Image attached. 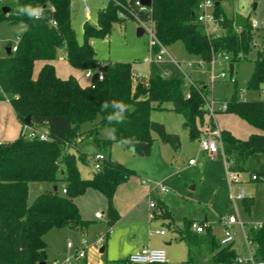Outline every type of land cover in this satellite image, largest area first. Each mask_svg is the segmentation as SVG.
Returning a JSON list of instances; mask_svg holds the SVG:
<instances>
[{"label":"trees","instance_id":"obj_1","mask_svg":"<svg viewBox=\"0 0 264 264\" xmlns=\"http://www.w3.org/2000/svg\"><path fill=\"white\" fill-rule=\"evenodd\" d=\"M136 1L109 0L99 10L98 24H84V40L80 43L72 24L71 0H0V23L27 26V31L17 37L16 50L12 51L14 44L9 41L7 47L11 53L0 56V100L10 102L22 125L18 137L0 140V264H46L48 246L44 236L50 230L67 228L86 232L95 221L83 218L75 199L88 189L105 195V222L109 226L120 218L114 204L116 191L136 172L106 152L111 140L100 137L103 127L142 157L153 142L151 131L179 151L180 135L169 132L163 123L150 117L153 108L162 109L164 102H171L173 109L184 117L183 125L191 137L201 135L207 113L205 100L213 92L211 82L194 80V84L187 86L185 77L156 73L135 83L132 64L101 62L92 38H104L115 22L135 18L152 22L159 40L173 49L181 44L187 57L211 62L219 53L229 54L234 69L236 63L249 59L255 30L252 20L227 16L223 0H217L220 3L215 6L217 24L225 29L221 34L208 32L198 21L200 0H152L146 10H141ZM24 5L41 7L43 16L34 19L18 15L17 9ZM61 48L66 50V59L73 68L96 69L103 63V79H98L95 73L89 84L82 85L73 74L60 77L53 62ZM157 50L156 47L153 52ZM37 60H43L44 65L36 76ZM263 83L264 47L257 51L248 87L259 89ZM106 101H122L129 106L122 121L107 119L114 109L109 106L102 110ZM226 102L225 112L239 115L257 129L248 138H238L230 130H222L227 170L248 172L251 178L256 176L252 180L264 181V97L242 100L236 90ZM26 125L44 127L49 138H27L23 134ZM87 138H93L106 155L101 170L92 178H84L78 167L79 162L89 161L78 147ZM251 164L255 167L249 171ZM31 182H49L53 189L29 202ZM59 184L67 189L66 193L59 192ZM55 185L58 191L54 190ZM241 200L244 209L250 211L254 197L244 196ZM158 217L169 219L168 225L173 226L178 240L185 243L188 263L200 264L205 259L215 264L236 262L240 253L234 242L221 244L206 218L198 221L205 225L199 233L192 229L194 220H186L183 227L175 225L164 202H159ZM247 234L255 249V260L264 262V222L261 227L247 228Z\"/></svg>","mask_w":264,"mask_h":264},{"label":"rangeland","instance_id":"obj_2","mask_svg":"<svg viewBox=\"0 0 264 264\" xmlns=\"http://www.w3.org/2000/svg\"><path fill=\"white\" fill-rule=\"evenodd\" d=\"M108 1L71 0L72 24L76 30L78 42L81 43L84 40V24L86 22L98 24L99 10L106 7ZM255 3L256 7L254 8ZM86 6L89 7L88 11ZM222 6L229 17L235 15L245 16L260 22V26L254 30L253 49L249 54V59L236 63L232 75L229 71L230 63L223 62L220 64L216 59V61L200 64L199 59L185 55L181 44L175 49L169 47V50L179 60H184V58L193 59L192 66L186 68L193 80L212 83V96L215 99L216 107L213 116L215 124L220 129L231 130L238 138H248L257 129L239 115L225 112L220 107L221 103L232 98L236 90L237 97L242 100L264 97L261 93L264 83L261 84L259 89L248 87V81L254 70V59L257 51L264 47V0H223ZM20 25L8 22L0 23V56L8 54L7 45L9 41L16 44L18 35L23 33L18 30ZM139 26L140 23L135 18H127L115 22L106 37L92 38L91 43L95 47L97 58L105 63H131L135 83L156 73L168 77H184L179 67L169 59L152 63L145 62V58L153 55L150 47L152 37L149 31L138 35L137 28ZM209 30L215 34H221L225 31L217 22L210 23ZM53 63L60 77L67 78L70 74H73L82 85L90 83L91 77L86 75V70L74 69L69 64L64 48L58 50ZM43 65V60L35 62L34 74L36 76ZM152 105L156 106L157 103L152 102ZM162 106L164 107L162 109L153 108L150 117L152 120L163 123L169 132L180 135L181 148L179 151H176L170 144L164 143L156 132L151 131L153 142L148 148L147 154L142 157L136 154L132 148L126 147L114 138L109 128L103 127L100 130V137L111 140V146L106 151L110 157L135 170L136 174L129 179L131 183H134V188L139 186L152 189L151 195H147L149 199L146 202L141 201L139 206L144 209L146 205L148 206L149 200H155L157 204L155 210L158 212L159 202H164L173 215L174 223L179 227H183L186 220L202 221L206 218L213 225L218 237L224 233L221 219L226 216H235L238 221L245 224V228L263 223L264 181L252 180L248 172H240L241 182L232 181L227 170L228 165L224 150L220 149L213 156L206 154L200 147L199 138H192L189 129L184 127V117L173 109L171 102H164ZM37 129L43 130L45 128L37 127ZM30 130V127H26L24 133H28ZM21 131L22 125L18 121L10 102L0 100V140H13V138L2 140L1 137L5 134L7 136L13 134L15 139L21 134ZM78 147L89 157L88 162H79L80 173L84 178H92L97 172L93 156L101 152V149L93 138L83 140ZM190 159H195V163L190 164ZM136 177L139 179L140 184L135 180ZM157 183L168 187L169 191L160 190ZM241 188L244 196L254 197V204L250 211L244 209L241 198H236ZM52 189L53 184L49 182H31L29 184V202H32L40 193ZM62 189L63 184H59L60 193H62ZM89 191L87 194L80 195L79 202L84 215L95 219L90 228V233L71 232L65 228L50 230L44 236L48 246L46 264H51L53 260H58L59 264H65L62 262V257L74 255L76 247L81 244L83 239L88 242L89 246L98 250L104 244L101 243L102 237H108L105 244H109L110 254H107L108 251L104 253L108 263L123 264L122 260L119 259L120 248L123 244L124 251L130 248L134 236L132 234L126 236L127 232L123 234L124 230L120 227H117L113 232V227L105 223L107 208L105 195L95 189ZM91 193L95 195L94 198H91ZM95 212H101L103 216L97 218L93 215ZM156 228L167 232L168 238L173 233L172 226H169L160 217L155 218L145 229L140 228V231H143V234L152 231V234L157 235ZM232 230L235 233L237 244L241 245L244 248L243 252L247 253V239L244 228L240 224H235L232 226ZM138 235L141 236V233L138 232ZM69 242L74 245L72 248H68ZM165 250L171 264H191L186 261L185 244L173 243L171 246H165ZM127 256L124 255V257ZM86 257L88 256L86 255ZM201 264L215 263L204 260ZM233 264H254V261L234 262Z\"/></svg>","mask_w":264,"mask_h":264},{"label":"built area","instance_id":"obj_3","mask_svg":"<svg viewBox=\"0 0 264 264\" xmlns=\"http://www.w3.org/2000/svg\"><path fill=\"white\" fill-rule=\"evenodd\" d=\"M86 1V0H81ZM217 0H200L197 8V19L200 23H202L206 30L210 32L209 30V24L213 22H217V17L215 15V6H216ZM137 5L141 10L148 9V6L143 5L140 0L136 1ZM86 10H89V7L86 6ZM123 16V14L121 15ZM139 21L140 26L144 27V32L149 31L151 34V42L150 47L153 50L157 47L158 50L156 52H153V55L150 57L145 58V62L152 63L154 61H163L164 59H169L173 63H175L181 72L183 73V76L185 77L187 81V86L190 84H194V80L191 78L190 74L188 73L187 69L188 67H191L193 64L192 58H187L184 60H179L176 56L173 55V53L169 50V47L164 45L159 38L157 37L153 23L146 20L137 19ZM253 28H258L260 26V22L258 20H252ZM17 48V45L14 44L12 46V51H15ZM220 64L229 63L230 55L229 54H221L215 55L213 57L212 61H216ZM200 64H203L204 61L199 59ZM97 75L98 79H103L104 77V71H103V63H100L96 69H87L86 75L88 77H93V75ZM102 77V78H101ZM232 80H234L232 78ZM261 93L264 95V87L261 89ZM186 97H190V93L187 92ZM205 108H206V118L204 123L201 125V135L199 137V143L201 149H203L206 154L213 156L216 153L220 151V149H223V139H222V129H220L214 122L213 116L216 112L215 107V99L213 96H208L205 100ZM227 108V102L221 103V110H225ZM213 123V124H212ZM31 130L28 133H23L24 136H26L29 139L33 138H40L41 140H47L49 138L48 131L46 129L38 130L36 127L28 126ZM225 154V152H224ZM95 160V169L97 171L101 170V162L106 158V155L102 152H98L93 156ZM190 164L195 163V159H190ZM229 176L232 181L241 182L242 179L240 177V172L230 170L228 169ZM252 179H256V176L253 175ZM145 183V181H143ZM157 187L160 188L162 191H169L168 187H165L164 185L157 183ZM156 187V188H157ZM67 189L64 187L62 189L63 193H66ZM152 189L149 191V195H151ZM244 197L243 189L241 188L240 193L237 195L236 198H242ZM150 207L156 208L157 204L155 200L150 201ZM103 214L101 212L96 213V217L101 218ZM222 225L224 226V233L221 235L219 241L221 244H229L235 241V233L232 230V226L235 224H240L244 228L245 237L247 239V253L242 252L236 257V262L243 263L245 261H254V264H264L262 261H256L254 258L255 249L252 245V242L248 238L247 234V228H245V224L241 221H238V219L235 216H226L221 219ZM192 229L197 232H203L205 229V225L201 224L198 221L192 222ZM262 223H257L253 225L254 228L261 227ZM157 232L161 234H165L164 230H157ZM68 248H72L74 245L69 242ZM89 248L88 242L83 239L81 241V244L76 247V252L74 255H66L62 257V262L65 264H83V262L86 260L87 250ZM128 261L130 264H169L170 259L167 255L166 250L163 247H152V246H143L138 249H136L134 252H132L129 257ZM51 264H59L58 260H53Z\"/></svg>","mask_w":264,"mask_h":264},{"label":"crops","instance_id":"obj_4","mask_svg":"<svg viewBox=\"0 0 264 264\" xmlns=\"http://www.w3.org/2000/svg\"><path fill=\"white\" fill-rule=\"evenodd\" d=\"M184 59H187V58H184ZM74 69H76V68H74ZM12 138L14 139L13 134L12 135L10 134V136H7V134H5L4 136L1 137L2 140H9ZM135 180H137L138 184H140L139 179L137 177L135 178ZM141 184H143V183H141ZM89 190H92V189H88L85 192V194L89 193L90 192ZM150 190L151 189H149L148 187L141 188V187L137 186L134 188V183H131L130 180H128L127 182L121 184L118 187L117 191L119 193L116 191V194L114 197V204H115V206H116V208L120 214V218L115 222V224L112 225V227H113L112 231L115 232L114 230L117 227H120L121 229L124 230L123 234L127 232V234H125L126 236L130 235V234H132L134 236V241H133L132 245L130 246V248H128L127 250L124 251V244L120 248L121 251L119 253V255H120L119 259H121V260H128V257L132 252H134L136 249L143 247V246L163 247L165 249V246H171V245H173V243L185 244L184 242L178 240L177 233L174 230L173 226H172L173 233L169 238L167 236V232H165V234H161V233L157 232V230H161L159 228H156V230H155L157 232L156 233L157 235L152 234L153 233L152 231H150L149 233L145 232V234H143V231H140V228L145 229L154 221L155 218L158 217V212L155 210V208L150 207V201L151 200H149L148 206L146 205V207L144 209L139 206V203L141 201L146 202L147 199H149L147 197V195H149ZM91 196H92L91 198L95 197V195H93V194ZM79 199H80V196L76 197L75 201L78 204V206L80 207V211H81L83 218L95 221V219L88 218V217H86V215H84L83 210L80 206ZM93 215L96 216V212ZM163 219L167 224L169 223V219H167V218H163ZM173 223H174V219H173ZM175 225H177V224H175ZM90 228L86 232H83L81 229H78V230L77 229L76 230L75 229L74 230L69 229V230L71 232H78V233H82V234L88 233L89 234L91 231ZM65 229H67V228H65ZM138 232L141 233V236L138 235ZM107 238L108 237H106V238L102 237L101 243L102 244L104 243V244L102 246H100L98 250H95L93 247L89 246V248L87 250V256L88 257H86V260H85L86 264H109L107 258L105 259V257H104L105 251H108V253H107L108 255L110 254L109 244H105V243H107V240H108ZM234 245H235V248L238 250L239 253H242L244 251V248L241 247V245L237 244L236 240L234 241ZM103 246L105 247L104 252H100V249ZM121 255H123V256H121ZM124 255H128V256L124 257ZM185 256L187 259V247H186V245H185ZM127 264H129V263H127ZM169 264H171V260H170Z\"/></svg>","mask_w":264,"mask_h":264},{"label":"clouds","instance_id":"obj_5","mask_svg":"<svg viewBox=\"0 0 264 264\" xmlns=\"http://www.w3.org/2000/svg\"><path fill=\"white\" fill-rule=\"evenodd\" d=\"M18 15H27L29 18L39 19L43 16V9L39 6L33 7L31 5L20 6L17 9ZM21 33L27 31V26L21 23L18 29ZM102 78V77H101ZM109 106H111L114 111L109 114L107 119L111 121H122L125 117L124 114L129 110V106L123 103L122 101H106L101 107L102 110H106Z\"/></svg>","mask_w":264,"mask_h":264},{"label":"water","instance_id":"obj_6","mask_svg":"<svg viewBox=\"0 0 264 264\" xmlns=\"http://www.w3.org/2000/svg\"><path fill=\"white\" fill-rule=\"evenodd\" d=\"M140 2L143 4V5H145V6H151V4H152V0H140ZM220 2L219 1H217L216 2V5H218ZM256 7V3L254 4V8ZM8 10V7H5L4 8V11H7ZM137 33H138V35H142L143 33H144V27L143 26H139L138 28H137ZM7 53L8 54H10L11 53V48L10 47H7ZM229 69H230V74L232 75L233 74V70H234V64L233 63H230L229 64ZM26 121L29 123L30 122V116H28L27 118H26ZM254 164H251L250 166H249V168H248V170L249 171H252L253 169H254ZM54 190L55 191H58V186L57 185H55L54 186ZM104 246L103 247H101V249H100V252H104Z\"/></svg>","mask_w":264,"mask_h":264}]
</instances>
